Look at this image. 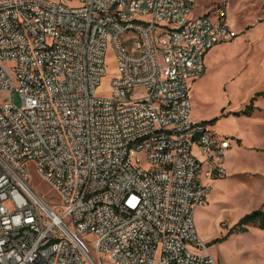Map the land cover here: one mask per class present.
Masks as SVG:
<instances>
[{
	"label": "built area",
	"instance_id": "2783aa9c",
	"mask_svg": "<svg viewBox=\"0 0 264 264\" xmlns=\"http://www.w3.org/2000/svg\"><path fill=\"white\" fill-rule=\"evenodd\" d=\"M198 1L0 0V264H217L196 210L231 143L190 82L238 34Z\"/></svg>",
	"mask_w": 264,
	"mask_h": 264
},
{
	"label": "rangeland",
	"instance_id": "374dc122",
	"mask_svg": "<svg viewBox=\"0 0 264 264\" xmlns=\"http://www.w3.org/2000/svg\"><path fill=\"white\" fill-rule=\"evenodd\" d=\"M218 7L227 8L228 21L238 36L210 50L205 72L190 82L191 119L194 123L215 120L210 124L211 130L231 143L225 157L228 178L214 183L210 203L202 208L196 226L202 239L199 229L214 232L215 226L226 237L217 246H213L215 240L203 239L210 243L217 264H264L263 229L250 224L247 232L228 236L246 214L264 210V151L258 150L264 148V117L258 114L264 112V97L256 96L264 91V0H199L192 17ZM134 41H127L129 48ZM106 64L107 75L97 89L100 97L112 96V82L118 75L112 47L107 51ZM255 96V109L250 114L237 115ZM15 101L21 105L18 96ZM254 122H260V126L254 128ZM31 170L32 183L47 195L48 185L33 166ZM85 240L90 243L93 238L86 235Z\"/></svg>",
	"mask_w": 264,
	"mask_h": 264
},
{
	"label": "trees",
	"instance_id": "16d2710c",
	"mask_svg": "<svg viewBox=\"0 0 264 264\" xmlns=\"http://www.w3.org/2000/svg\"><path fill=\"white\" fill-rule=\"evenodd\" d=\"M256 96L257 97H264V91L258 92L256 94ZM256 96L252 98L250 105H248L245 110L240 111V112H236V114L237 115L250 114L255 109V105L254 104H255V100H257ZM213 121H215V120H213ZM213 121H210V122L213 123ZM250 224H254L257 227H259L260 229L264 230V210L258 209V210L252 211L251 213L246 214L244 217H242L240 219V221L236 225H234L229 230L228 236L229 235H234L237 232L238 233L247 232L248 231L247 226L250 225ZM225 238L226 237L217 238V239H215L214 242L215 243L220 242V241L224 240Z\"/></svg>",
	"mask_w": 264,
	"mask_h": 264
},
{
	"label": "crops",
	"instance_id": "0c3cea01",
	"mask_svg": "<svg viewBox=\"0 0 264 264\" xmlns=\"http://www.w3.org/2000/svg\"><path fill=\"white\" fill-rule=\"evenodd\" d=\"M201 15V14H200ZM258 114H260L262 117H264V112H258ZM254 116H257V114L255 113L254 114ZM204 121H211V120H204ZM260 122H254L253 124H254V128H256V127H258V126H260V124H259ZM250 129H252V127H250ZM239 142H242V140H238ZM258 150H260V151H264V148H260V149H258ZM225 163H226V161H225ZM228 171V170H227ZM227 178H228V176H227ZM227 178H225V179H227ZM222 180H224V179H222ZM217 181H219V180H217ZM217 181H214V182H212V189H211V192H210V195H209V199H208V203L207 204H209L210 202H209V200L211 199V196H212V191H213V187H214V183L215 182H217ZM206 204V205H207ZM205 205V206H206ZM204 206H202V207H198L197 208V210H196V220H197V218H198V215L200 214L201 215V212H202V208H203ZM240 218H241V216H240ZM199 228V227H198ZM210 228H211V226H210ZM200 230V235L203 237V239H205L206 241H213V240H215V239H217V238H222V236H223V232H222V230H219V228L217 227V226H215V230H214V232H212L211 230H203L202 228L201 229H199ZM217 244L218 243H214L213 244V246H217Z\"/></svg>",
	"mask_w": 264,
	"mask_h": 264
},
{
	"label": "water",
	"instance_id": "95a60500",
	"mask_svg": "<svg viewBox=\"0 0 264 264\" xmlns=\"http://www.w3.org/2000/svg\"><path fill=\"white\" fill-rule=\"evenodd\" d=\"M205 122H209V121H205Z\"/></svg>",
	"mask_w": 264,
	"mask_h": 264
}]
</instances>
